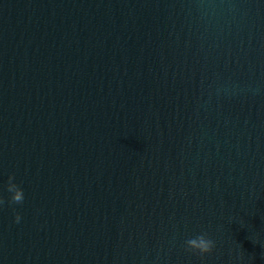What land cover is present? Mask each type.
<instances>
[{
    "label": "clouds",
    "instance_id": "9594fccd",
    "mask_svg": "<svg viewBox=\"0 0 264 264\" xmlns=\"http://www.w3.org/2000/svg\"><path fill=\"white\" fill-rule=\"evenodd\" d=\"M14 178L9 176V182L7 190L12 193L11 202L12 203H22L24 200V192L17 184L13 182ZM3 199H0V205H3ZM20 216H16V221L19 222ZM187 250L193 251L200 254L201 256L205 254H210L214 247L215 242L207 236L206 233H201L193 238L186 240Z\"/></svg>",
    "mask_w": 264,
    "mask_h": 264
}]
</instances>
